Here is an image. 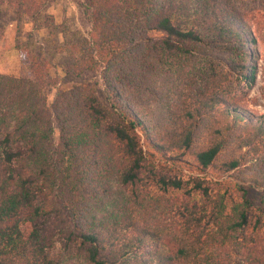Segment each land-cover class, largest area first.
I'll return each mask as SVG.
<instances>
[{"label": "trees", "instance_id": "16d2710c", "mask_svg": "<svg viewBox=\"0 0 264 264\" xmlns=\"http://www.w3.org/2000/svg\"><path fill=\"white\" fill-rule=\"evenodd\" d=\"M247 1L84 0L88 38L64 72L98 73L106 105L96 83L47 104L58 79L19 51L33 78L0 75V264H264V115L240 104L258 73ZM45 4L0 11L32 20Z\"/></svg>", "mask_w": 264, "mask_h": 264}, {"label": "rangeland", "instance_id": "374dc122", "mask_svg": "<svg viewBox=\"0 0 264 264\" xmlns=\"http://www.w3.org/2000/svg\"><path fill=\"white\" fill-rule=\"evenodd\" d=\"M84 0H46L42 11L32 20L19 17L8 7L0 11V75L12 78L32 79L26 63H21L19 51L24 49L42 62H49L48 76L58 79L55 87L43 90L46 103L51 104L57 90L68 91L88 83H96V94L106 105L98 73L85 71L76 78L64 72L69 61L68 45L83 42L88 38L90 23L84 13ZM241 11L250 24L257 41L258 73L255 84L241 96L242 106L257 115H264V8L262 0H248ZM53 144H57L59 129L53 123ZM177 175L185 179L199 178L207 182L226 181L227 176H218L211 170L198 171L184 164L177 167ZM262 191L256 190L257 200ZM58 252V247L56 249ZM67 264H78L67 262Z\"/></svg>", "mask_w": 264, "mask_h": 264}]
</instances>
